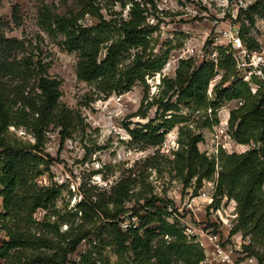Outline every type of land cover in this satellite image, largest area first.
Masks as SVG:
<instances>
[{"label": "trees", "instance_id": "obj_1", "mask_svg": "<svg viewBox=\"0 0 264 264\" xmlns=\"http://www.w3.org/2000/svg\"><path fill=\"white\" fill-rule=\"evenodd\" d=\"M96 11L85 4L78 14L58 17L44 13L46 29L59 32L64 48L77 54L79 82L93 85L99 95H121L137 82L144 84L145 77L161 72L168 53L155 56L150 51L151 29L143 27L139 12L133 8L124 21L105 20ZM262 12L264 22V7ZM85 15L96 18L95 23L79 24ZM218 52L217 65L202 62L195 66L191 59L179 60L174 77L161 80L159 95L150 102L144 99L145 109L138 116L145 119L155 108L154 118L137 124L139 129L129 131V136L137 145L157 148L166 134L177 128L178 148L172 153L171 164L182 188L192 187V196H196L203 181L215 178L213 205L219 206L222 198L233 200L237 219L231 234L240 232L242 238H249V244L241 247V260L253 257L257 264H264V91L260 88L251 96L246 85L238 81L224 87L230 77L236 78L235 63L223 50ZM216 69L224 74L213 86L214 99L210 100L207 92ZM59 99V82L47 76L42 62L34 59L23 41L6 38L0 28V231L6 235L0 245V264H68V257L83 240L80 234L72 238L59 234V227L51 224L46 214L42 220L34 217L38 211H48L59 196L58 187L38 184L52 162L43 153L46 135L56 129L60 140L65 141L79 119ZM233 100H242L243 104L230 113L227 133L234 142L249 148L241 154H226L219 149L209 159L198 150L203 141L199 130L212 128L218 109ZM201 111L204 120L198 119L202 121L200 126L190 128L195 123L190 118ZM10 127L30 132L33 145L10 144L5 139ZM124 184L112 188L109 197L91 202V209L81 204V215L98 213L105 222L103 228L113 229L119 253L130 254L132 264H204L203 249L185 238L177 220H165L168 204L158 207L160 200L140 198L141 210L147 212L142 215L129 210L124 206L130 201ZM129 212L132 214L127 219L135 218L138 226L123 232L119 223Z\"/></svg>", "mask_w": 264, "mask_h": 264}, {"label": "rangeland", "instance_id": "obj_2", "mask_svg": "<svg viewBox=\"0 0 264 264\" xmlns=\"http://www.w3.org/2000/svg\"><path fill=\"white\" fill-rule=\"evenodd\" d=\"M238 1L245 2L246 8L239 9L236 14ZM85 4L93 6L105 20L127 21L133 8L139 12L143 27L151 29L150 51L155 56L168 53L161 72L152 78L145 77L144 84L137 82L131 91L121 95H99L93 85L79 82L76 78L77 54L64 48V37L54 30L53 24V33L46 29L48 23L45 25L44 13L48 11L50 16L58 17L70 12L78 14ZM263 7L264 0H1L0 28L4 36L25 43L34 59L42 62L47 76L59 82L60 104L79 116L67 140L61 141L56 129H50L46 135L43 153L49 155L52 162L45 175L38 179V184L58 187L59 196L48 211L34 214L38 220L46 214V219L59 227V234L67 238L78 234L83 237L76 251L68 257V264H132L130 254L119 253L113 229L103 228L105 222L98 213L89 212L83 217L79 212L81 204L91 209V202L109 197L111 189L121 182L126 183L124 185L129 190L130 201L124 205L129 210L143 215L147 211L141 210L143 200L140 198L157 199L160 200L156 203L158 207L168 204L165 220H206V225L210 226L208 211L201 209L192 213L187 209L193 198V188H182L171 164L172 153L178 148L177 128L169 131L162 146L157 148L137 145L131 141L129 131L139 129L137 124H146L154 118L155 108L148 111L145 119L138 116L145 109L144 99L150 102L159 95L161 80L174 77L178 61L191 59L197 66L198 57L212 50L214 38H222L228 25L240 28L241 41L248 48H253L256 38L262 40L264 32L260 35L256 26L263 21ZM95 21L96 18L85 15L79 24L90 26ZM219 54L217 52V62ZM216 73L207 92L210 100L214 99L213 86L224 74L218 69ZM235 77H230L224 87L229 88L238 81L246 85L251 96L260 88L264 91V85L256 78L246 84L238 79L237 73ZM242 104V100L223 104L217 111V123L212 128L199 130L203 137L197 146L201 154L211 159L219 149L226 154H241L249 148L234 142L227 133L230 113ZM203 116L204 111L193 114L190 122L195 120V123L190 128L200 126L202 121L197 120H204ZM5 139L12 145L34 143L30 132L12 127L8 128ZM214 182L215 178L203 181L200 190L208 192L211 186L214 189ZM232 206L231 200L226 198L220 200L219 206L212 205V213L219 210L216 216L222 219L225 227H229ZM2 213L0 197V215ZM131 214L129 212L125 218ZM235 224L236 220L232 221L231 227ZM237 234L242 237L240 232ZM4 240L6 235L0 231V245ZM225 243L233 247L239 245L236 240L233 243L226 240ZM234 254V264H238L242 253L236 250Z\"/></svg>", "mask_w": 264, "mask_h": 264}, {"label": "built area", "instance_id": "obj_3", "mask_svg": "<svg viewBox=\"0 0 264 264\" xmlns=\"http://www.w3.org/2000/svg\"><path fill=\"white\" fill-rule=\"evenodd\" d=\"M236 14L239 9L246 8V3L238 1L235 5ZM228 29L224 33L222 38L216 37L212 43V50L209 53L201 54L198 57L199 64L202 62H210L217 64V52L223 50L226 55L230 56L235 63V70L238 74L240 81L250 84L253 78H256L264 85V37L262 40L255 39L253 48H248L240 38V28L237 26L228 25ZM257 32L263 34L264 22L262 21L256 26ZM224 39H228L225 41ZM254 87L260 88L259 85L253 84ZM246 151V150H245ZM215 189L211 186L210 191L200 190L198 196L191 198L188 208L192 213L197 211L206 210L209 212L208 221L210 226H207V221H187L186 219L177 220L179 226L183 229V235L189 242L198 244L204 251L205 261L204 264H234V253L242 246L249 244V238H242L239 234H231L232 221L237 219L236 203L231 200L233 204L232 210L229 211L231 220H229V227H225V223L222 219L216 215L219 214V210L213 212V195ZM168 209V208H167ZM168 211V210H167ZM170 211V210H169ZM171 212V211H170ZM133 219V218H132ZM132 219L123 218L119 226L123 232L129 229L137 228V220L132 222ZM218 219V220H217ZM173 223L172 220H167ZM222 222V224H220ZM229 240L233 243V240L239 242L238 246H232L225 243ZM242 256H244L242 254ZM238 261V260H237ZM243 264H256V260L253 257L246 258Z\"/></svg>", "mask_w": 264, "mask_h": 264}, {"label": "crops", "instance_id": "obj_4", "mask_svg": "<svg viewBox=\"0 0 264 264\" xmlns=\"http://www.w3.org/2000/svg\"><path fill=\"white\" fill-rule=\"evenodd\" d=\"M238 262V261H237ZM245 262V260H241V261H239V263L238 264H243Z\"/></svg>", "mask_w": 264, "mask_h": 264}]
</instances>
